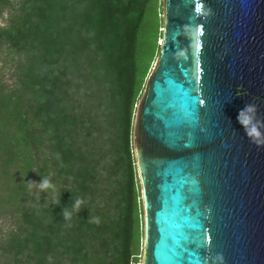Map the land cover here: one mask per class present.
Listing matches in <instances>:
<instances>
[{"label":"trees","instance_id":"obj_1","mask_svg":"<svg viewBox=\"0 0 264 264\" xmlns=\"http://www.w3.org/2000/svg\"><path fill=\"white\" fill-rule=\"evenodd\" d=\"M4 11L0 264H139L133 128L162 0H0ZM44 177L54 191L28 187Z\"/></svg>","mask_w":264,"mask_h":264},{"label":"water","instance_id":"obj_2","mask_svg":"<svg viewBox=\"0 0 264 264\" xmlns=\"http://www.w3.org/2000/svg\"><path fill=\"white\" fill-rule=\"evenodd\" d=\"M136 108L141 264H264V0H162Z\"/></svg>","mask_w":264,"mask_h":264},{"label":"clouds","instance_id":"obj_3","mask_svg":"<svg viewBox=\"0 0 264 264\" xmlns=\"http://www.w3.org/2000/svg\"><path fill=\"white\" fill-rule=\"evenodd\" d=\"M27 184H28V187L30 189L35 186L41 191H46V190H49V189H52L53 191L55 190V185L52 184L47 177L42 178L41 181H39V182L28 180ZM54 203L58 204L59 202L54 201ZM83 203H84V201H83L82 198L75 199L74 204L72 205V210L71 211H69L68 209H64L63 210L64 220L70 221L73 212H79V210L81 208V205ZM89 222L90 223L99 224L100 223V219H99V217H90L89 218ZM48 259L51 260L52 259L51 256H49Z\"/></svg>","mask_w":264,"mask_h":264},{"label":"rangeland","instance_id":"obj_4","mask_svg":"<svg viewBox=\"0 0 264 264\" xmlns=\"http://www.w3.org/2000/svg\"><path fill=\"white\" fill-rule=\"evenodd\" d=\"M8 14L6 11L2 12L1 15H0V25L4 24L2 18H7ZM2 72L4 74V77L8 80L9 76H10V73H11V70L9 69H6V67H3L2 68ZM139 187H140V184H139ZM142 202V201H141ZM143 216V215H142ZM5 228V227H4ZM3 228V229H4ZM142 240H143V237H142ZM141 255H142V245H141ZM140 261H141V258H140ZM141 264V262L139 263Z\"/></svg>","mask_w":264,"mask_h":264}]
</instances>
